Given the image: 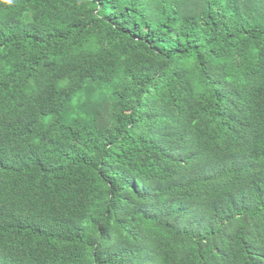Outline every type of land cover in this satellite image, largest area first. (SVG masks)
<instances>
[{
  "label": "trees",
  "instance_id": "16d2710c",
  "mask_svg": "<svg viewBox=\"0 0 264 264\" xmlns=\"http://www.w3.org/2000/svg\"><path fill=\"white\" fill-rule=\"evenodd\" d=\"M0 264H264V0H0Z\"/></svg>",
  "mask_w": 264,
  "mask_h": 264
}]
</instances>
